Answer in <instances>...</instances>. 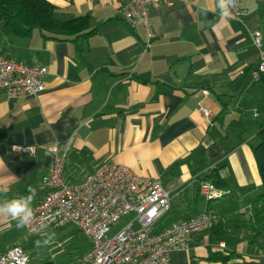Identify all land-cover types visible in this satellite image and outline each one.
<instances>
[{"label":"crops","instance_id":"obj_1","mask_svg":"<svg viewBox=\"0 0 264 264\" xmlns=\"http://www.w3.org/2000/svg\"><path fill=\"white\" fill-rule=\"evenodd\" d=\"M47 1L61 18L87 16L94 32L76 43L37 29L16 37L0 25V53L47 69L36 96L0 90V201L32 187L33 209L56 150L66 152L69 183L105 164L124 165L168 192L157 229L207 210L220 215L215 228L187 238L186 250L171 252L170 264H264V241L234 219L261 194L252 148L264 122V81L252 74L251 33L259 30L264 45V0H240L242 21L222 19L218 0H161L150 6L155 36L145 51V28L125 22L117 0ZM212 169L221 196L207 199L198 189L212 183ZM16 225L0 214V241ZM11 247L1 241L0 253Z\"/></svg>","mask_w":264,"mask_h":264},{"label":"built area","instance_id":"obj_2","mask_svg":"<svg viewBox=\"0 0 264 264\" xmlns=\"http://www.w3.org/2000/svg\"><path fill=\"white\" fill-rule=\"evenodd\" d=\"M118 15L131 27L142 25L146 31L143 51L154 39L150 24V6L161 0H117ZM234 18L242 21L246 15L235 0L231 8ZM258 50V62L252 74L255 78L264 73V45L259 30L251 33ZM47 69L21 60H13L0 53V90L10 96H36L44 89L43 78ZM208 115L206 108H201ZM22 153L33 154L34 147L15 145ZM66 152L56 150L51 165L42 177L46 192L33 208V218L28 232L39 227L60 228L71 224L88 236L90 246L78 260V264H170V253L186 250L187 238L215 228L220 215L207 210L167 226L156 224L170 209V197L162 183L153 178L139 176L128 167L105 164L88 174L81 183H69L63 177ZM199 194L207 199L221 196L214 185L201 182ZM134 213L139 227L129 222L113 235L111 226L124 215ZM28 253L13 246L0 253V264H28Z\"/></svg>","mask_w":264,"mask_h":264},{"label":"trees","instance_id":"obj_3","mask_svg":"<svg viewBox=\"0 0 264 264\" xmlns=\"http://www.w3.org/2000/svg\"><path fill=\"white\" fill-rule=\"evenodd\" d=\"M4 30L16 37H29L37 29L44 37L55 40L78 42L94 32L89 28L87 16L71 19L61 18L56 8L47 0H0V23ZM264 81V73L260 74ZM259 175L261 194L250 210L234 216L243 228H249L251 239L264 241V122L257 132V143L252 148ZM215 187H221L222 181L216 169L206 175ZM84 253V252H83ZM82 253V254H83ZM81 254V255H82Z\"/></svg>","mask_w":264,"mask_h":264},{"label":"rangeland","instance_id":"obj_4","mask_svg":"<svg viewBox=\"0 0 264 264\" xmlns=\"http://www.w3.org/2000/svg\"><path fill=\"white\" fill-rule=\"evenodd\" d=\"M0 25H3V21ZM134 218V213L119 218L118 221L111 226L109 235L118 232L121 228L134 220ZM138 227V222L134 220L133 228L136 229ZM52 232L55 233L53 242L47 246L37 247L36 241L39 240L43 243ZM1 241L24 249L29 255L28 264H78L81 254L90 246L88 236L71 224L64 225L60 228L43 226L37 228L33 232H28L25 228H17L13 234L3 236Z\"/></svg>","mask_w":264,"mask_h":264},{"label":"clouds","instance_id":"obj_5","mask_svg":"<svg viewBox=\"0 0 264 264\" xmlns=\"http://www.w3.org/2000/svg\"><path fill=\"white\" fill-rule=\"evenodd\" d=\"M235 0H218L219 14L221 18L231 16V8L234 7ZM29 195H22L12 199H4L0 201V214L7 215L17 221V228L29 227L33 218V209L31 207L35 198L36 190L32 187L28 188ZM55 233L52 232L47 239L41 243L36 241L37 247L47 246L53 242Z\"/></svg>","mask_w":264,"mask_h":264}]
</instances>
